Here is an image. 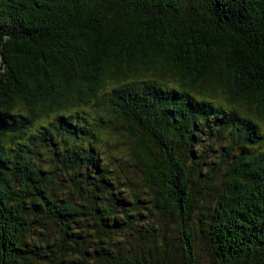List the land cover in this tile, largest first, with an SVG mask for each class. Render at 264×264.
Wrapping results in <instances>:
<instances>
[{
  "label": "trees",
  "instance_id": "16d2710c",
  "mask_svg": "<svg viewBox=\"0 0 264 264\" xmlns=\"http://www.w3.org/2000/svg\"><path fill=\"white\" fill-rule=\"evenodd\" d=\"M0 264H264V0H0Z\"/></svg>",
  "mask_w": 264,
  "mask_h": 264
},
{
  "label": "rangeland",
  "instance_id": "374dc122",
  "mask_svg": "<svg viewBox=\"0 0 264 264\" xmlns=\"http://www.w3.org/2000/svg\"><path fill=\"white\" fill-rule=\"evenodd\" d=\"M83 116H84V115H83ZM84 117L86 118V116H84ZM209 144H212V143H211V142H210V143H207V142L204 143L205 147H206L207 145H209ZM212 145H213V150H215V149L217 148V146H215L214 144H212ZM108 152H109V153H114V152H113V149H109ZM214 153H215V155H218V152H213L212 154L210 153L211 157H210L209 159H210L211 161H212V159H213ZM214 161H215V162L217 161V157H215ZM199 246H200L201 254H203L204 252L202 253V250L204 249V246H203V244H201V242H200ZM203 255H204V254H203Z\"/></svg>",
  "mask_w": 264,
  "mask_h": 264
}]
</instances>
